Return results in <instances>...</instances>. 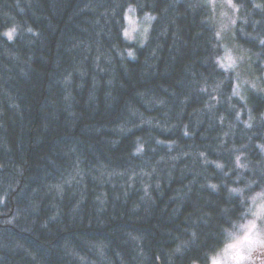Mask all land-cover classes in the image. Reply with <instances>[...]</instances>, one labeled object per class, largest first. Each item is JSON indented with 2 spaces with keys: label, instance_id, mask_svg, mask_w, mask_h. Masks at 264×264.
Wrapping results in <instances>:
<instances>
[{
  "label": "trees",
  "instance_id": "trees-1",
  "mask_svg": "<svg viewBox=\"0 0 264 264\" xmlns=\"http://www.w3.org/2000/svg\"><path fill=\"white\" fill-rule=\"evenodd\" d=\"M130 2L157 16L135 61ZM234 3L261 89L220 66L209 0H0V264H206L264 177V0Z\"/></svg>",
  "mask_w": 264,
  "mask_h": 264
},
{
  "label": "clouds",
  "instance_id": "clouds-1",
  "mask_svg": "<svg viewBox=\"0 0 264 264\" xmlns=\"http://www.w3.org/2000/svg\"><path fill=\"white\" fill-rule=\"evenodd\" d=\"M125 12V21L120 30L125 46L120 51V56L122 59L135 61L139 58L138 49L144 48L149 42L157 16L151 12L139 16L137 7L132 2L128 4ZM28 30L31 31L30 28ZM14 32L15 29L5 35L9 36L10 33L12 37ZM136 94H139V90ZM116 125L114 131L124 133L135 124L121 121ZM140 142L139 138L133 141V148ZM235 164L238 168L247 170V164L241 162V157L237 156ZM216 166L223 167L222 164ZM211 187L215 188L216 185ZM247 187L255 194L246 195L236 187L229 189L238 197L237 207L221 210V223L216 230L217 243L207 251L206 264H264V177H260L257 183L254 176ZM255 189L260 191L255 192Z\"/></svg>",
  "mask_w": 264,
  "mask_h": 264
},
{
  "label": "rangeland",
  "instance_id": "rangeland-1",
  "mask_svg": "<svg viewBox=\"0 0 264 264\" xmlns=\"http://www.w3.org/2000/svg\"><path fill=\"white\" fill-rule=\"evenodd\" d=\"M209 3L212 8L213 22L215 23L222 49L220 64L222 61L225 64V67L222 68L235 71L242 78L244 84H249L251 90L261 89L259 82L263 81H255L254 84L250 81L251 73L248 68L246 54L232 40L238 20L236 8L229 6L227 0H209ZM228 56L231 57V66H228Z\"/></svg>",
  "mask_w": 264,
  "mask_h": 264
},
{
  "label": "snow or ice",
  "instance_id": "snow-or-ice-1",
  "mask_svg": "<svg viewBox=\"0 0 264 264\" xmlns=\"http://www.w3.org/2000/svg\"><path fill=\"white\" fill-rule=\"evenodd\" d=\"M227 3L229 4V6H231V7H235L234 0H227ZM257 7H260V5H257ZM130 22H131V20H130ZM9 38H11V34H10V33H9ZM227 60L229 61L228 66H231V57L228 56V57H227ZM220 66H221V67H225V64H224L223 61L221 62Z\"/></svg>",
  "mask_w": 264,
  "mask_h": 264
}]
</instances>
